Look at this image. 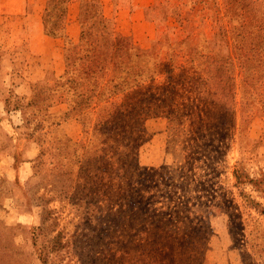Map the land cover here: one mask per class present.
Masks as SVG:
<instances>
[{
    "label": "rangeland",
    "instance_id": "1",
    "mask_svg": "<svg viewBox=\"0 0 264 264\" xmlns=\"http://www.w3.org/2000/svg\"><path fill=\"white\" fill-rule=\"evenodd\" d=\"M0 264H264V0H0Z\"/></svg>",
    "mask_w": 264,
    "mask_h": 264
}]
</instances>
